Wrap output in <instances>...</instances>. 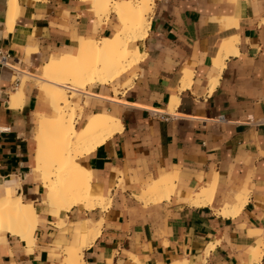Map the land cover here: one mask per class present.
Listing matches in <instances>:
<instances>
[{"label":"crops","instance_id":"crops-1","mask_svg":"<svg viewBox=\"0 0 264 264\" xmlns=\"http://www.w3.org/2000/svg\"><path fill=\"white\" fill-rule=\"evenodd\" d=\"M16 2L10 20L0 0V49L10 54L0 66V198L21 196L36 218L29 241L0 231V264H62L65 246L81 248V264H264V0H153L146 36L134 42L139 60L71 98L76 130L99 112L121 123L77 158L106 204L59 212L42 202L33 171L36 112L55 117L33 78L80 36L117 32L119 18L101 20L91 0ZM230 37L237 52L218 68ZM166 174L168 196L145 202L142 190ZM202 186H214L210 201L194 197ZM238 192L245 202L223 214Z\"/></svg>","mask_w":264,"mask_h":264},{"label":"bare ground","instance_id":"bare-ground-1","mask_svg":"<svg viewBox=\"0 0 264 264\" xmlns=\"http://www.w3.org/2000/svg\"><path fill=\"white\" fill-rule=\"evenodd\" d=\"M17 6L16 0H8L10 20ZM152 6L153 0H91V9L101 20H105L111 11L116 13L120 29L111 36L100 38L80 36L75 51L50 55L41 66L40 77L33 78L37 88L47 97L49 108L55 111L54 118L47 117L44 112H36L34 138L37 146L33 171L44 187L42 202L56 208L58 212L61 208L68 210L76 203H84L89 209L106 204V198L92 190L88 171L77 158L105 142L121 129V123L119 118L99 112L88 117L81 128L76 130L75 111L80 105L71 101V98L88 84L110 83L139 60L141 53L134 42L146 36ZM236 43V37L222 42L214 60L218 68L222 67L223 57L237 52ZM187 70L181 79L183 81L189 79ZM27 78L24 76L22 83ZM21 94L19 87L11 97L14 99ZM48 134L53 137L50 140L44 139ZM51 157L53 159L49 160ZM170 180L171 174L157 178L142 190L140 197L145 202L166 198ZM213 191L214 186H202L194 197L200 198L201 202L210 201ZM236 198L235 204L224 205L223 214L235 213L245 202L243 193L238 192ZM35 218V208L23 202L21 196L0 198V231L19 234L20 238L29 241L33 235ZM97 234L98 230L91 231V239ZM61 251L62 264H81L80 247L65 246ZM255 256L256 253L253 259Z\"/></svg>","mask_w":264,"mask_h":264},{"label":"built area","instance_id":"built-area-1","mask_svg":"<svg viewBox=\"0 0 264 264\" xmlns=\"http://www.w3.org/2000/svg\"><path fill=\"white\" fill-rule=\"evenodd\" d=\"M9 58H10L9 52L3 51L0 49V66H2V67L10 66ZM222 119H223V117L220 116L219 120H222Z\"/></svg>","mask_w":264,"mask_h":264},{"label":"rangeland","instance_id":"rangeland-1","mask_svg":"<svg viewBox=\"0 0 264 264\" xmlns=\"http://www.w3.org/2000/svg\"><path fill=\"white\" fill-rule=\"evenodd\" d=\"M151 12V11H150ZM149 12V13H150ZM37 73H38V71H37ZM75 96H78L77 94L75 95ZM79 98H80V100L82 99V96H79ZM45 102H46V97H45ZM79 105H80V103H78ZM80 109V106H78V109L76 110V112L78 111ZM77 126H79L80 125V122H81V115L78 117V119H77ZM48 136H52V134H48ZM53 158L51 157L49 160H52ZM172 187H171V182L168 184V190H170Z\"/></svg>","mask_w":264,"mask_h":264}]
</instances>
